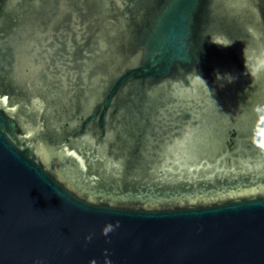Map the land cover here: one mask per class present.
Returning <instances> with one entry per match:
<instances>
[{
  "label": "water",
  "instance_id": "water-1",
  "mask_svg": "<svg viewBox=\"0 0 264 264\" xmlns=\"http://www.w3.org/2000/svg\"><path fill=\"white\" fill-rule=\"evenodd\" d=\"M0 264H264V0H0Z\"/></svg>",
  "mask_w": 264,
  "mask_h": 264
}]
</instances>
